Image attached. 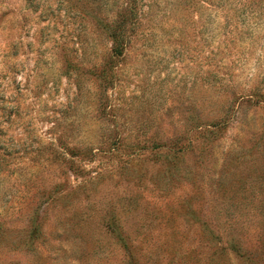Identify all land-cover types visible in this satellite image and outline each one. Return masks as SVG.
Returning <instances> with one entry per match:
<instances>
[{
	"label": "rangeland",
	"instance_id": "rangeland-1",
	"mask_svg": "<svg viewBox=\"0 0 264 264\" xmlns=\"http://www.w3.org/2000/svg\"><path fill=\"white\" fill-rule=\"evenodd\" d=\"M0 264H264V0H0Z\"/></svg>",
	"mask_w": 264,
	"mask_h": 264
},
{
	"label": "trees",
	"instance_id": "trees-1",
	"mask_svg": "<svg viewBox=\"0 0 264 264\" xmlns=\"http://www.w3.org/2000/svg\"><path fill=\"white\" fill-rule=\"evenodd\" d=\"M114 38H115V41H117V38H118V37H117V36H115Z\"/></svg>",
	"mask_w": 264,
	"mask_h": 264
}]
</instances>
